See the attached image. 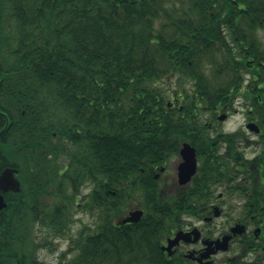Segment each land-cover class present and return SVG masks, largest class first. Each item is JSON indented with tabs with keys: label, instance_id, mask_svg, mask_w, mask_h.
<instances>
[{
	"label": "trees",
	"instance_id": "trees-1",
	"mask_svg": "<svg viewBox=\"0 0 264 264\" xmlns=\"http://www.w3.org/2000/svg\"><path fill=\"white\" fill-rule=\"evenodd\" d=\"M4 2L14 17L0 30V173L16 168L23 183L42 175L56 197L40 226L25 185L15 195L22 202L0 210V264H48L40 250L67 235L89 181L103 191L90 202L99 201L103 222L83 228L57 264H177L161 242L183 202L155 193L152 167L187 140L199 143L201 182L217 176L202 169L208 138L194 134L207 133L205 112L238 95L261 127L264 161V0ZM172 77L182 109L167 105ZM117 180L123 198L133 185L146 191L144 217L121 233L112 222Z\"/></svg>",
	"mask_w": 264,
	"mask_h": 264
},
{
	"label": "flooded vegetation",
	"instance_id": "flooded-vegetation-1",
	"mask_svg": "<svg viewBox=\"0 0 264 264\" xmlns=\"http://www.w3.org/2000/svg\"><path fill=\"white\" fill-rule=\"evenodd\" d=\"M13 17L9 3L8 5L0 3V30L5 29L6 25L11 26ZM184 103L185 95L182 92L172 93L167 101V105L171 108L180 107L182 109ZM245 103L247 106L250 105L249 102L245 101ZM232 104L225 106V110L224 107L217 109L215 115L209 116L203 126L207 131L205 135L194 134L195 137L208 138L211 147L205 150L206 157L203 158L202 169H205L206 173L218 170L217 176L216 174H204L203 177L208 180L201 182L198 177L202 165L198 154L199 143L194 144L186 140L178 144V151L168 153L163 163L152 167L153 177L157 180L155 193L164 197L177 196L183 202L181 206H178L179 213L174 215L177 218L174 227L164 228V238L161 242L164 256L173 257L177 264H264V217L261 215L264 213V161L261 162L259 158L262 150V130L258 133L248 129V123L253 120H249L247 113L244 126L234 130H225L222 123L233 114ZM223 115L224 118L221 119ZM185 143L195 147L198 166L196 173L188 181L183 182L180 178V166L184 161L182 147ZM252 148H254L255 155L247 156V151ZM41 169H48V166L44 165ZM20 176L22 174L18 173L20 187L22 185L26 187L25 194L29 196L33 194L37 224L40 226L42 207L51 206L56 193L49 187L42 175H34L33 182L26 176L25 183ZM186 177L187 175H184L182 180ZM200 182L204 186L202 189L199 187ZM87 183L90 187L82 198L80 193L76 208L82 207L88 215L96 218L94 225H86V228L96 232L103 222V211L99 201L96 205L90 204L91 196L97 193V197L101 200L103 191L96 188L94 182ZM6 187L8 190L5 191L0 188V195H3L7 206L9 202L16 200L19 203L22 202L15 196L17 191H15L14 183L6 184ZM258 188L260 196L255 197L253 192ZM125 191H127V185L117 180L113 195L116 197L115 202L119 208L112 222L118 233L127 232V228L141 221H124L133 211L143 210L141 218L146 212L142 198L146 191L142 185H133L127 198H123ZM121 202L123 203L122 208ZM77 214L79 211L75 210L71 219L74 220ZM166 225L168 226V222ZM179 233L180 240L166 249L170 240L176 238ZM60 237L68 240V233L67 236ZM225 237L228 238L227 249L220 247L217 242ZM73 245L69 246L72 251H74Z\"/></svg>",
	"mask_w": 264,
	"mask_h": 264
},
{
	"label": "rangeland",
	"instance_id": "rangeland-1",
	"mask_svg": "<svg viewBox=\"0 0 264 264\" xmlns=\"http://www.w3.org/2000/svg\"><path fill=\"white\" fill-rule=\"evenodd\" d=\"M4 3L5 5H8V2H4ZM163 83H165L164 89L167 92V94L174 92V90H176L177 88L179 89V87H177L176 77H172L171 79H165V82ZM186 88H188V84H186ZM245 101L246 100H244L242 97H238L235 99V104H234L235 106L231 110L233 114L230 116L228 120L222 123L224 125L225 130H234L235 128L244 126L246 122L245 111L247 108ZM210 114H211L210 112H205L204 119H208ZM253 150L254 148L249 149L247 151V156H250V157L254 156L255 152ZM89 187H90V184L88 183L84 184V187L82 188V191H81V194H82L81 198L83 197L84 193L89 189ZM82 209L84 208L80 207V208L75 209L79 211V214L75 216L69 228L68 240L63 239L62 237H57L54 241L55 242L54 244L56 245V248L54 250H50L46 248H43L40 250L41 259L47 261L50 264H57V262L59 261L60 253L65 251L67 247L70 246V244H74L75 242H77L80 233L82 234L83 232L82 231L83 227H86V225H94L96 223V218H92V216L88 215V213L83 211ZM74 252L75 251H73L72 254H74ZM71 257L72 255L68 256L67 258H71Z\"/></svg>",
	"mask_w": 264,
	"mask_h": 264
},
{
	"label": "water",
	"instance_id": "water-1",
	"mask_svg": "<svg viewBox=\"0 0 264 264\" xmlns=\"http://www.w3.org/2000/svg\"><path fill=\"white\" fill-rule=\"evenodd\" d=\"M223 119L224 116H221ZM249 128L256 130L257 132L260 131V128L255 122L249 123ZM2 133V131H0ZM182 155L184 157V161L181 163L180 166V178L181 181L186 182L188 181L193 174H195L197 170V156H196V150L193 146H191L189 143H185L183 148H182ZM16 169L14 168H6L0 175V188L3 190H8L6 187V184H13L16 186L15 189L18 191L19 190V181L17 177L15 176ZM184 175H187V177L183 179ZM6 206V203L4 201L3 195H0V209L4 208ZM143 214V211L141 209L135 210L131 213V215L124 220L125 222L127 221H132L136 222L139 221L141 216ZM180 240V233L176 236V238L170 240V244L166 249H169L170 246L173 244L177 243ZM228 238L225 237L223 240H219L218 245L220 244V247L227 249L228 248Z\"/></svg>",
	"mask_w": 264,
	"mask_h": 264
}]
</instances>
